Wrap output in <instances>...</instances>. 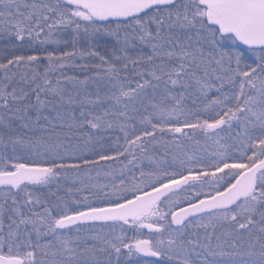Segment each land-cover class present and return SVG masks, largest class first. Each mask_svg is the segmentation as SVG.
<instances>
[{
  "label": "snow or ice",
  "instance_id": "obj_1",
  "mask_svg": "<svg viewBox=\"0 0 264 264\" xmlns=\"http://www.w3.org/2000/svg\"><path fill=\"white\" fill-rule=\"evenodd\" d=\"M0 42V264H264V0H0Z\"/></svg>",
  "mask_w": 264,
  "mask_h": 264
},
{
  "label": "rangeland",
  "instance_id": "obj_2",
  "mask_svg": "<svg viewBox=\"0 0 264 264\" xmlns=\"http://www.w3.org/2000/svg\"><path fill=\"white\" fill-rule=\"evenodd\" d=\"M0 43H2V42H0ZM70 71H72V70H70ZM74 71L76 72V74L79 75V77H81V75H83V73H80V74H79L78 71H76V70H74ZM98 179H99L101 182H104V181H106L108 178L105 177L103 174H101V176H100Z\"/></svg>",
  "mask_w": 264,
  "mask_h": 264
},
{
  "label": "trees",
  "instance_id": "obj_3",
  "mask_svg": "<svg viewBox=\"0 0 264 264\" xmlns=\"http://www.w3.org/2000/svg\"><path fill=\"white\" fill-rule=\"evenodd\" d=\"M74 73L76 74V72H75L74 70H72V71L69 72V74H74ZM79 74H80V73H79ZM77 75H78V74H77ZM78 76H79V75H78ZM80 78H83V75H81Z\"/></svg>",
  "mask_w": 264,
  "mask_h": 264
}]
</instances>
